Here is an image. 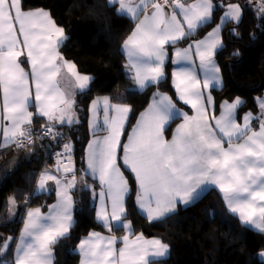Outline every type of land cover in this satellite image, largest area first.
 Segmentation results:
<instances>
[{"label":"snow or ice","instance_id":"6c2138e0","mask_svg":"<svg viewBox=\"0 0 264 264\" xmlns=\"http://www.w3.org/2000/svg\"><path fill=\"white\" fill-rule=\"evenodd\" d=\"M117 2L121 12L129 13L138 21L123 48L128 57L125 67L141 89L165 78L166 45L175 46L194 35L199 27L210 24L217 8L223 15L207 38L174 51L173 65H195L194 49L198 67L203 72V80L195 67L181 66L172 72L178 100L189 106L194 115L177 108L171 96L156 92L148 108L140 113L127 142L122 144L121 136L131 107L112 104L107 96L91 102L90 126L95 132L102 103L107 131V135L94 137L88 143L85 154V171L98 181L100 191L97 193L93 186L87 185L83 177L79 182L100 201L97 219L109 231L115 221L131 232V222L123 223L122 219L126 214L125 197L130 191L123 167L133 176L136 201L150 222L174 213L178 203L189 204L204 186L212 185L222 194L232 214H238L244 224L264 234V119H259L258 131L251 126L258 118L250 112L241 117L242 125L238 123L236 112L242 104L240 98L223 102L217 117L211 111L215 101L207 91L214 85H222L221 70L213 57L221 47L219 34L224 22L234 20L238 27L242 7L225 4L224 0H196L189 5L183 0H164L163 4L159 0H139L137 5H133L132 0H110V3ZM138 8L143 12V19L139 18ZM255 11L264 19V0H260ZM230 31L235 32V29ZM64 39H67L64 29L55 24L49 12L29 9L25 0H0V91L3 98L0 119L3 144L0 147L15 144L21 148L31 140L33 113L29 111V101L33 92L30 80L35 88L36 115L47 118L43 136H62L53 132L57 123L79 122L75 118L72 93L61 89L57 77L66 70L81 91L89 89L94 78L80 74L74 63L63 59L58 47ZM20 45L27 49L30 73L19 62V57L25 54ZM260 109L264 116V101L260 102ZM174 116L182 118L183 122L168 139L165 133ZM3 121L9 124L3 125ZM72 151L73 146L65 143L63 151L56 153V172L61 177L48 170L40 174L37 192L45 191L46 183L54 181L57 203L50 206L47 215L41 214L39 208L26 212L11 264H53L52 246L70 234L73 226L70 192L78 183ZM106 201L111 202L110 212ZM7 204L11 216L17 210L16 198L9 197ZM12 239L0 242V252H7ZM116 239L90 233L79 244L83 256L81 264H150L149 256L164 257L169 251L168 245L160 239L144 240L142 234L131 242L125 235L124 247L118 250L114 247ZM259 255L264 256V253Z\"/></svg>","mask_w":264,"mask_h":264},{"label":"trees","instance_id":"16d2710c","mask_svg":"<svg viewBox=\"0 0 264 264\" xmlns=\"http://www.w3.org/2000/svg\"><path fill=\"white\" fill-rule=\"evenodd\" d=\"M224 3H238L243 13L238 27L234 21H228L223 27L224 45L218 50L217 58L225 84L215 90L216 100L219 105L224 99L243 97L244 103L238 110L240 120L243 112H258L257 96L264 93V19L255 11L260 0H224ZM25 6L50 11L66 33L62 54L76 64L80 73L94 79L89 89L80 90L77 95L79 122L56 126L57 133L62 136L51 140L38 134L24 147L11 144L0 148V242L13 238L7 252H0V264H11L28 209H47L55 199L53 190L37 192L40 174L54 169L52 152L69 142L76 154V174H81L84 169L92 99L108 95L115 103L129 104L132 112L127 134L157 89L175 92L170 72L157 85L143 90L135 88L122 51V44L133 30L135 21L119 13L108 0H25ZM222 14L217 8L212 22L202 26L199 34L219 21ZM46 120L36 117L33 125L39 129ZM258 121L256 119L254 124ZM125 172L131 186L125 218L132 222L134 234L158 237L169 246V255L157 264H264L259 255L264 250V234L243 224L238 215L232 214L217 188L210 189L193 204L181 206L161 220L150 222L139 212L135 181L132 174ZM83 178L90 186L91 179ZM72 193L76 203L75 221L70 234L54 244V264H78L80 240L92 230L108 232L96 218L92 192L80 183ZM9 197H15L17 203V212L11 216L7 204ZM112 233L121 236L124 229L115 228Z\"/></svg>","mask_w":264,"mask_h":264},{"label":"crops","instance_id":"0c3cea01","mask_svg":"<svg viewBox=\"0 0 264 264\" xmlns=\"http://www.w3.org/2000/svg\"><path fill=\"white\" fill-rule=\"evenodd\" d=\"M108 2L110 3V0H108ZM132 2H133V5H137V4H139V0H132ZM183 2H184L186 5H189V4L195 3L196 0H183ZM110 4L113 5V6H115L119 13L124 14V15L128 16L129 18H131L132 20H134V19L131 17V15H130L129 13H127V12H121V11L119 10V7H120V6H119V3H118V2H117V3H110ZM230 4H232V3H230ZM233 4H234V3H233ZM31 10H44V11H47V12L50 13V11H49L48 9H45V8H33V9H31ZM167 10H170V7H169V9H167ZM137 11H138V14H139V18H140V19H143V12H142V10L138 8ZM177 11H178V10H177ZM50 15H51L52 20L55 22V24H56L58 27H60V26L57 24L56 20L54 19V17L52 16L51 13H50ZM221 17H222V16H220V18H221ZM212 19H213V16H212ZM134 21H135V24L138 22L137 20H134ZM232 21H234V20H232ZM227 22H228V21L224 22V25H225ZM234 22H235V21H234ZM219 23H220V19H219V21H217V22H215L213 25H211L209 28H207L202 34H199V31H200V29L202 28V26L199 27V28L197 29V31L195 32L194 35H190V36H188L186 39L179 41L175 46H172V45H166L167 58H166V61H165V66H164V68H165V77H166V74H167L168 72H170V75H171V77H170V79H171L170 82H171L172 86H173V83H172V72H173V70H174L175 68H177V67H181V66L195 67L198 76L201 78V80H203V72H202V71L199 69V67H198V65H199V60H198L197 57H195L194 49H193V60L195 61V65H186V64H184V65H173V64H172V60L175 58L174 51H175V48L183 49V48L188 47V45H189L190 43H193V41H198V40H201V39H205V38H207L208 33L211 32V31H213V29H215V28L218 26ZM224 25H223V27H224ZM61 28H62V27H61ZM134 28H135V26H134ZM134 28H133V30H134ZM133 30H132V31H133ZM132 31H131V33H132ZM64 32H65V31H64ZM131 33H130L129 35H131ZM65 36H66V33H65ZM219 36H220L221 47H222V46L224 45L223 29H222V32L219 34ZM127 38H128V37H127ZM127 38H126V39H127ZM20 39L22 40V37H20ZM64 40H65V39H64ZM64 40L60 43V45H59V47H58V51H59L60 55L63 57L64 60L74 63L72 60L67 59V58L62 54V52H61V46L63 45ZM123 44H124V43H123ZM123 44H122V51H123V53H124V55H125V57H126V61H127V63H128V57H127V54H126V50L123 48ZM18 47L21 49V51H23V52L25 53L24 55H21V56L19 57V62H20V64H21V67L24 68L26 72H29V73H30V72H31V64H30V61L28 60L27 55H26L27 49L24 48L22 45H20V46H18ZM221 47H219V48L217 49V51L215 52L213 58H214V60L216 61V63L218 64V66H219V68H220V70H221L220 75H221V77H222V85L219 86V87H217V86L214 85L211 89L207 90V91H210V92H211V95H212V97H213V99H214V101H215V107H214V109H211V111L214 112V114H215L217 117L220 115V112H221V105L223 104V102H225V101H229V102H231V101H234L236 98H240V100L242 101V104L244 103V98L241 97V96H237V97H236L235 99H233V100H226V99H224V100H222V101L219 103V105H218V102H217V100H216L217 97H216V91H215V90L221 89V88L224 86V84H225V78H224L223 70H222L221 64H220V62H219V60H218V58H217V52H218V50H219ZM74 64H75V63H74ZM75 65H76V64H75ZM76 68H77V66H76ZM79 73H80V72H79ZM80 74H83V73H80ZM84 75H87V74H84ZM88 76H89V75H88ZM57 80H58V82H59V86L61 87L62 90H63V89H68V90L72 93V96H73V98H74V100H75V118L78 119V121H79V115H78V111H77V109H76V99H77V95H78L80 89H78V88L75 87L74 82L72 81V78L70 77L69 74L66 73V70H62V71H61V74H60V76L57 77ZM161 81H162V80H161ZM134 85H135V88H137V89H139V90H143V89L139 88L135 83H134ZM150 85H153V84H150ZM150 85H149V86H150ZM156 85H157V84H156ZM147 87H148V86H147ZM30 88H31V91L33 92V98H30V101H29V111H31V112L33 113V122H32V124H33L34 121H35V118H36V117H39V116L36 115V108H35V106H34V103H35V102H34V92H35V88H34V84L31 83V80H30ZM173 88H174V86H173ZM144 89H145V88H144ZM174 90H175V89H174ZM156 92L163 93V94H167V95L171 96L172 99H173V101L176 103L177 108H179V109H180L181 111H183V112H188L189 115H194L193 110H192L189 106L184 105L182 101H179V100H178V97H177L176 92H174V93H170V92H167V91H165V90H159V89H157L154 93H156ZM154 93L152 94V97H151V100H150L149 104L152 102V98H153ZM105 96L109 97L108 95H98V96H96L94 99H92V101L95 100V99H98V98H100V99L102 100V98L105 97ZM109 99H110V102H111L112 104H123V103H115L113 100H111L110 97H109ZM92 101H91V102H92ZM177 101H179L180 104L177 103ZM91 102H90V105H91ZM2 103H3L2 91H0V119H2V116H3V113H2ZM149 104H148V106H149ZM181 104H182V106H181ZM242 104H241V105H242ZM90 105H89V109H90ZM124 105H128V106H130L129 104H124ZM241 105H240V106H241ZM148 106H147L144 110H142L140 113L144 112V111L148 108ZM240 106H238V109H237V112H236V119H237V122L240 123V124L242 125V124H243L242 119H240V120L238 119V118H239V115H238L239 112H238V110H239ZM130 107H131V106H130ZM218 107H219V109H218ZM131 109H132V107H131ZM258 109H259V110H258L257 113H255V112L252 111V110H248V111H246V112H243L242 117L250 112V113H252L253 117L258 118V119H264V116H262V114H261V109H260L259 104H258ZM131 112H132V111H131ZM140 113H139V115L137 116V118L135 119V122L133 123V125L131 126V128H130L129 131L127 132V134H126V128H127L128 123H129V119H130L131 114L129 115V118H128L126 124H125L124 133H123V135L121 136V142H122V144L127 142V136H128V134L131 133V130H132L133 126L135 125L136 121L139 119ZM46 119H47V118H46ZM91 119H92V114H91V112L89 111V117H88V128H89V132H90V137H89V139H88V141H87V143H86V148H87L88 143H89L94 137H103V136L107 135L106 126L103 124V105H102V103H101V105H100L99 116H98V119H97V121H96V123H97V128H96L95 132L93 131L92 127L90 126V120H91ZM255 121H256V119H254V120L252 121L251 126H252V129H253V130L258 131V130H259V127H258V125H259V121L257 122V124H256V123L254 124ZM182 122H183V121H182V118L174 116V117H173V120L170 122L169 126L167 127V131H166V133H165L166 138L171 139V135H172V133L174 132L176 126H177L178 124L182 123ZM8 124H9L8 121H3V125H8ZM73 124H75V123H73ZM65 125H69V124H67V122H65L64 125H60L59 123H57V127H62V126H65ZM71 125H72V124H71ZM26 126H27V125H25V127H26ZM125 134H126V135H125ZM124 137H125V138H124ZM2 144H3L2 125H0V145H2ZM10 145H11V144H10ZM0 148H4V147H0ZM85 150H86V149H85ZM85 153H86V151H85ZM121 155H122V152H121ZM85 170H86V162H85V167H84V169L82 170L81 174H78V173L76 174V172H75L76 177H77V180H78V183H77V185L75 186V188L79 186V184H80L79 181H80V178H81V177H86V176H88V177L91 179V180H90V186H93V187L95 188L96 192L98 193V192L100 191V187H99L98 181L94 180L93 177L91 176V174H90V173H87ZM121 170L125 172V169H123V167H122ZM48 171H49L51 174L60 177V176L57 174V172H56L55 169H50V170H48ZM125 176H126V178L128 179V176H127L126 172H125ZM69 178H70V175H69ZM128 181H129V179H128ZM38 183H39V181H38ZM129 185H130V182H129ZM212 188H216V187H215V186H212V185L204 186V187L202 188V190H201V191L195 196V198H194L189 204L184 205V204L178 203L175 212H176V211L179 209V207H181V206H183V207H187V206L193 204L194 202H196L197 200H199L202 196H204V195H205L210 189H212ZM50 190H53V191L55 192V199H54V201L49 205V207H48L47 209H42L41 207H32V208H30V209H28V210H34V209H36V208H39L40 211H41V214H43V215H47V214L49 213V208H50V206L53 205V204H55V203H57V195H56V191H57V189H56V184H55L54 181H48V182L46 183V190L43 191V192H40V193H44V192H45V193H48V192H50ZM72 191H73V189L71 190L70 195L72 196V199H73L72 217H73V224H74V221H75V207H76V203H75V199H74V195H73ZM130 192H131V186H130V191H129V193L127 194V196L125 197V201H124V203H125V207H126V213H127V199H128V196L130 195ZM92 198H93V195H92ZM93 202H94L95 209H96L95 212L97 213V211H98L99 208H100V201H99L98 198H93ZM105 203H106V205H107V207H108V211L110 212V211H111V202H110V201H106ZM136 205H137V208H138L139 212H140L143 216L146 217V213L143 212V211L139 208L137 201H136ZM169 215H170V214H169ZM236 215H238V214H236ZM167 216H168V215H167ZM125 217H126V214H125ZM125 217L122 218V219H123V223L131 222L130 220H128V219L125 218ZM96 218H97V215H96ZM25 219H26V216H25L24 220H25ZM97 220H98V219H97ZM98 222H100V223L102 224L101 221L98 220ZM241 222H242V221H241ZM242 223H243V222H242ZM243 224H244V223H243ZM102 225H103V224H102ZM245 225H247V224H245ZM131 226H132V229H131V232H129L128 230H126V229H124V228L122 227V224H121V223H118V222L113 221V222H112V229H111V231H109L106 227H105V229H106L108 232L98 231V230H92V231L89 232L86 236H84L81 240H83V239H87V238L89 237V234H90V233H94V232H95V233H99V234H100L101 236H103V237L115 236L117 239H116V243H115L114 247L118 250V249L124 247V243H123L122 238H123L125 235H128V236H129L130 242H131V241H134L135 238H136V236L141 235V233H139V234H134V229H133L132 222H131ZM247 226H249V227L255 229V228H254L253 226H251V225H247ZM115 228H123V229H124V233H123L121 236H120L118 233H112V230L115 229ZM22 230H23V226H22ZM22 230H21V231H22ZM255 230H256V229H255ZM19 237H20V236H19ZM142 237H143L144 240L160 239V238H158V237H146V236L143 235V234H142ZM63 238H64V237H63ZM60 239H62V238H60ZM60 239H59V240H60ZM59 240H58V241H59ZM81 240H80V241H81ZM160 240H161V239H160ZM161 241H162V240H161ZM162 242H163V241H162ZM18 243H19V239H18V241H17V244H18ZM163 243H164V242H163ZM17 244H16V245H17ZM79 244H80V242H79ZM79 244H78V247H77V250H78L79 255H80V260H79V263H78V264H81V260L83 259V256H82V254H81L80 251H79ZM165 244H166V243H165ZM102 246H103V244H102ZM53 247H54V245L52 246V251H53V257H52V259H53V264H54V261H55V249H53ZM168 248H169V246H168ZM261 253H264V250H262ZM168 255H169V251H168V253H167L164 257L149 256L148 259H149V261H150V264H157V261L165 259ZM260 257L264 260V256H261V255H260Z\"/></svg>","mask_w":264,"mask_h":264},{"label":"built area","instance_id":"2783aa9c","mask_svg":"<svg viewBox=\"0 0 264 264\" xmlns=\"http://www.w3.org/2000/svg\"><path fill=\"white\" fill-rule=\"evenodd\" d=\"M159 2L161 4H163L164 3V0H159ZM44 126H42L39 129H36L34 127V125L31 124L30 128H31V131H32V136H31V140L26 142V145L29 144L36 135L39 134L40 136H43L42 129L44 128ZM26 127H28V126H26ZM53 132L57 133L56 127L53 129ZM43 138H48V139H51V140H55L56 137L43 136ZM65 143H69V142H65ZM65 143H63V144H65ZM63 144L59 148H57L54 152H52V154H51V159L53 161V167H54L55 170H56V153L63 151ZM42 148H44V144L42 145ZM71 155H72V163L74 164V169H75V167H76V160H77L76 159V154L74 153V151H72V154ZM57 174L61 176L60 173L57 172Z\"/></svg>","mask_w":264,"mask_h":264},{"label":"rangeland","instance_id":"374dc122","mask_svg":"<svg viewBox=\"0 0 264 264\" xmlns=\"http://www.w3.org/2000/svg\"><path fill=\"white\" fill-rule=\"evenodd\" d=\"M232 4H233V3H232ZM234 4L239 5L238 3H234ZM222 15H223V14H222ZM261 101H264V93H263V94H260V95L257 96V102H258L259 106H260V102H261ZM53 249H54V247H53ZM14 255H15V252H14Z\"/></svg>","mask_w":264,"mask_h":264},{"label":"water","instance_id":"95a60500","mask_svg":"<svg viewBox=\"0 0 264 264\" xmlns=\"http://www.w3.org/2000/svg\"><path fill=\"white\" fill-rule=\"evenodd\" d=\"M16 204H17V203H16ZM16 212H17V210H16ZM16 212H15V213H16Z\"/></svg>","mask_w":264,"mask_h":264}]
</instances>
